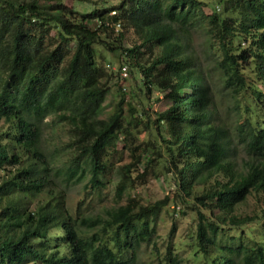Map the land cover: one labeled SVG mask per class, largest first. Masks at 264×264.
<instances>
[{
    "label": "trees",
    "instance_id": "trees-1",
    "mask_svg": "<svg viewBox=\"0 0 264 264\" xmlns=\"http://www.w3.org/2000/svg\"><path fill=\"white\" fill-rule=\"evenodd\" d=\"M120 1L79 15L64 0H0V264H135L139 249L157 233L170 197L150 206L131 200L106 217L79 219L56 185L62 175L69 184L90 176L92 189L104 188V158L126 131L124 99L108 120L100 119L109 90L97 46L126 56L130 75L140 77L149 95L169 91L173 104L149 124L166 145L168 171L179 186L175 195L193 197L198 207L199 258L206 264H264V242L218 244L225 227L255 223L235 212L251 195H264V0H220L225 17L207 15L201 0ZM199 31L215 43L214 69L235 109L248 115L244 123L230 127L218 117L194 46ZM49 118L53 127L69 126L74 137V157L64 173L43 142ZM237 146L249 158L243 168ZM134 153L129 177L117 186L119 199L128 178L134 187L131 174L143 161Z\"/></svg>",
    "mask_w": 264,
    "mask_h": 264
},
{
    "label": "rangeland",
    "instance_id": "rangeland-1",
    "mask_svg": "<svg viewBox=\"0 0 264 264\" xmlns=\"http://www.w3.org/2000/svg\"><path fill=\"white\" fill-rule=\"evenodd\" d=\"M201 1L207 15L214 13L223 17L228 15L224 13L225 4L221 5L220 0ZM120 2V0H64V4L79 15L91 13L96 9H112ZM55 36L56 32L53 31L51 37ZM133 39L134 36L129 35L127 43L132 44ZM193 39L202 69L209 77L216 95L218 117L230 127L244 123L248 115L235 109V100L223 90L220 76L214 69L215 63L219 60V52L214 49L215 43L209 41V37L201 31L194 33ZM70 51L72 53V50ZM96 52L99 67L104 71L102 83L109 90L100 119L108 120L116 112L119 102L124 99L123 124L126 131L122 133L120 140L110 148L104 158L107 169L100 177L104 188L92 189V184L89 182L90 176L78 184L65 182L64 175L57 178L56 185L59 193L65 198L66 208L75 218H97L106 217L107 210L127 205L131 200L142 206H150L170 197L169 205L163 207L157 219L156 235L152 242L144 244L139 249L135 264H174L171 257L177 258L180 264H206V259L198 256L199 249L196 239L199 222L198 207L193 197H186L183 201L181 197L175 195L179 186L175 175L168 171L170 157L165 153L166 145L159 138L156 126L150 127L149 124V119L155 122L157 115L173 104L172 100L168 99L169 91L155 90L149 95L143 89L140 77L134 72L123 85L120 76L122 55L112 53L103 46H97ZM247 74L254 76L253 69H249ZM52 120L49 118L46 121L51 125L49 124L45 129L43 142L47 153L50 156L53 155V166L64 173L74 157V148L70 147L74 137L69 131V126L58 123L53 127ZM255 120H260V118H255ZM130 122L131 126H129ZM237 148L239 150L237 162L239 167L243 168L249 158L241 146ZM135 149H138L136 153H134ZM132 153L136 156L142 155L143 161L131 174L132 180L135 181L134 187H131V181L128 178L129 188L122 199H119L117 186L123 175L128 177L130 175L127 174L126 167L133 163ZM150 160L152 164L146 172L145 169ZM143 174L146 177L138 180L137 178ZM199 189L196 188V190ZM235 214L242 218H256V221L244 227H225L218 237V244L236 246L243 243L249 247H257L258 244L263 243L264 195H251L245 203L237 207ZM173 226H176V230L171 234ZM169 250L171 255H169Z\"/></svg>",
    "mask_w": 264,
    "mask_h": 264
},
{
    "label": "built area",
    "instance_id": "built-area-1",
    "mask_svg": "<svg viewBox=\"0 0 264 264\" xmlns=\"http://www.w3.org/2000/svg\"><path fill=\"white\" fill-rule=\"evenodd\" d=\"M111 15L112 16L116 15V12H111ZM115 27H116V32L121 31L122 28L121 24H117ZM130 72H131V65L129 64V59L126 58V56H124L120 68V76H121V81L123 83H125L127 80L131 78Z\"/></svg>",
    "mask_w": 264,
    "mask_h": 264
}]
</instances>
